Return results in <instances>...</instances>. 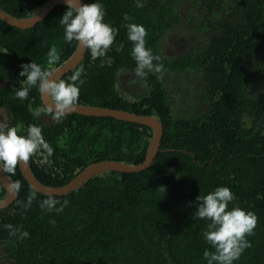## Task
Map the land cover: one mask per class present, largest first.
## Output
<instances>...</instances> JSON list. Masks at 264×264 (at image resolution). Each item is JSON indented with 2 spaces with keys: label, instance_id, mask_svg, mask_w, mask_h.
<instances>
[{
  "label": "trees",
  "instance_id": "obj_1",
  "mask_svg": "<svg viewBox=\"0 0 264 264\" xmlns=\"http://www.w3.org/2000/svg\"><path fill=\"white\" fill-rule=\"evenodd\" d=\"M48 1L0 0V7L28 19ZM82 1L102 4L104 22L117 34L104 57L93 59L87 50L63 80L70 82L83 68L77 105L157 118L164 129L160 152L147 171L104 172L55 196L69 201L61 212L42 210L40 202L48 196L39 193L30 208L21 207L32 188L18 166L10 179L20 182V192L0 210V264H207L204 251H214L203 237L209 221L193 214L197 197L217 187L234 194L229 210L238 206L258 218L246 237L251 246L233 264H264V0H140L142 8L137 0ZM66 11L58 5L28 30L0 19V108L8 110L9 127H17L19 135L26 136L29 125L41 127L54 152L47 160L46 153L33 156L29 166L47 187H62L102 161L139 165L154 135L145 125L77 114L45 125L30 111L44 107L37 88L26 100L15 98L25 79L19 76L22 64L33 61L48 69L52 47L60 56L52 72L73 57L78 42L65 41L59 24ZM125 14L132 19L125 21ZM185 18L192 21L187 28L193 41L174 34L164 48L168 33L183 27ZM126 23L146 29V48L164 66L162 79L156 73L146 81L135 76ZM5 195L0 183V200ZM6 224L30 237L10 236Z\"/></svg>",
  "mask_w": 264,
  "mask_h": 264
},
{
  "label": "clouds",
  "instance_id": "obj_2",
  "mask_svg": "<svg viewBox=\"0 0 264 264\" xmlns=\"http://www.w3.org/2000/svg\"><path fill=\"white\" fill-rule=\"evenodd\" d=\"M136 6L142 8L144 5L137 0ZM66 7L67 11L59 21L64 27L65 41L78 42L80 47L90 50L93 59L104 57L114 43L117 29L104 22L103 5L96 2L87 4L81 3V0H66ZM123 19L129 21L132 18L125 14ZM122 27L127 29L128 40L133 44L131 56L136 61L135 76L146 81L149 73H156L159 74L157 79H162L164 66L160 63L161 57L153 55L151 50L146 48V29L136 23H126ZM123 47L124 45L120 44L116 51H122ZM59 60L57 49L52 47L47 53L48 69L42 68L33 61L21 65L22 71L19 76L25 79L20 81V86L15 91V98L28 99L30 89L35 87L41 97L50 100V103L44 107L30 108L33 117L39 118L46 113L54 122H59L74 111L78 104L80 88L77 82L80 85L84 83L81 79L83 68L76 70L70 76V82L52 78L54 74L51 66L57 64ZM142 86L147 87V84ZM243 119L248 121L246 126L251 127L248 117L245 116ZM53 152L54 149L42 135L41 127L35 124L29 125L25 136L18 134L17 127L0 123V171L8 174L5 185L8 193L15 197L20 192V182L10 179L11 176L16 175L18 166L27 165L37 154L46 153L44 159L47 160ZM159 189L162 193L166 190L164 186ZM36 196L37 189L32 188L26 203L22 202L21 207L30 208ZM235 199L228 187H217L213 192L197 197L193 218L209 221L203 237L214 249V251L206 249L203 253L207 264H233L245 249L251 246L246 237L254 233L258 218L253 212L238 206L229 210L230 202ZM68 204V200L61 202L55 198V195L50 194L47 199L40 202V207L47 212H61ZM4 228L8 230L10 236L17 237L21 241L30 237L27 231L15 228L11 224L4 225Z\"/></svg>",
  "mask_w": 264,
  "mask_h": 264
},
{
  "label": "water",
  "instance_id": "obj_3",
  "mask_svg": "<svg viewBox=\"0 0 264 264\" xmlns=\"http://www.w3.org/2000/svg\"><path fill=\"white\" fill-rule=\"evenodd\" d=\"M81 3H84L81 0ZM58 5H66V0H50L48 1L43 8L33 17L28 19H18L8 13H6L0 7V19L12 27H16L21 30H28L34 28L37 24L42 22L48 14H50L53 9ZM87 49L77 46V49L68 63L62 66L57 71L53 72L54 76L52 78L63 79L67 74L74 71L83 61ZM1 86L8 87V84L5 81H2ZM42 103L45 106L50 103V100L47 98L41 97ZM82 115L89 117H109L115 118L118 120H123L131 123H136L140 125H145L151 128L154 132L152 142L150 144L146 159L143 163L139 165H127L116 161H102L94 163L87 168H85L79 175H77L71 182L62 186V187H47L44 186L32 172L29 163L27 165L19 166L20 172L31 188L37 189V193L49 196L50 194L55 196H64L68 193H71L85 184L87 181L93 177L108 171H115L124 174H138L144 171L149 170L160 152V144L163 138L164 129L161 122L153 116H143L133 113H129L122 110H115L109 108H93L77 105L75 110L72 111L69 115ZM9 116L7 109L4 107L0 108V123H4L8 126ZM41 121L45 125H52L53 120L51 117L41 118ZM0 183L3 186L6 195L5 198L0 200V210L9 208L17 199L11 196L6 190L5 185L7 184V175L0 171Z\"/></svg>",
  "mask_w": 264,
  "mask_h": 264
},
{
  "label": "rangeland",
  "instance_id": "obj_4",
  "mask_svg": "<svg viewBox=\"0 0 264 264\" xmlns=\"http://www.w3.org/2000/svg\"><path fill=\"white\" fill-rule=\"evenodd\" d=\"M184 23H185V25L183 27L181 25L176 26L173 30H171L168 33L165 41L163 42L164 48H167L168 42H169L170 38L171 39L173 38L174 34H179L180 36L188 37L189 42L193 41V39H194L193 31H189V29L187 28L192 23V21L189 18H185ZM199 37H201V36L199 35Z\"/></svg>",
  "mask_w": 264,
  "mask_h": 264
},
{
  "label": "flooded vegetation",
  "instance_id": "obj_5",
  "mask_svg": "<svg viewBox=\"0 0 264 264\" xmlns=\"http://www.w3.org/2000/svg\"><path fill=\"white\" fill-rule=\"evenodd\" d=\"M7 112H8V110H7ZM8 116H9L8 126H10L11 117H10V114H9V112H8ZM45 117H48L46 113H45V114H43V115L41 116V118H45ZM48 118H49V117H48ZM53 123H54V121H53Z\"/></svg>",
  "mask_w": 264,
  "mask_h": 264
}]
</instances>
